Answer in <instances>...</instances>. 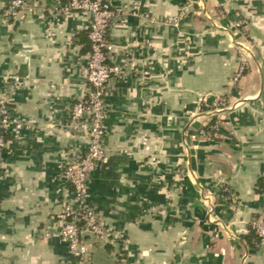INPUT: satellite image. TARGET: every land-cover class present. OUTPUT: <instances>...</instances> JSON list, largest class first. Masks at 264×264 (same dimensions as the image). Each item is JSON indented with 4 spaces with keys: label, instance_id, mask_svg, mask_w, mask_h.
Returning <instances> with one entry per match:
<instances>
[{
    "label": "crops",
    "instance_id": "crops-1",
    "mask_svg": "<svg viewBox=\"0 0 264 264\" xmlns=\"http://www.w3.org/2000/svg\"><path fill=\"white\" fill-rule=\"evenodd\" d=\"M9 1L0 97L24 127L0 155V264H76L56 214L71 191L63 169L87 148L71 112L88 90L89 17L38 0L43 11L14 23ZM106 1L140 5L109 32L122 71L106 96L109 161L88 192L111 241L87 236L92 264H264L252 229L264 213V0Z\"/></svg>",
    "mask_w": 264,
    "mask_h": 264
},
{
    "label": "built area",
    "instance_id": "built-area-1",
    "mask_svg": "<svg viewBox=\"0 0 264 264\" xmlns=\"http://www.w3.org/2000/svg\"><path fill=\"white\" fill-rule=\"evenodd\" d=\"M139 2H135L130 10L116 12L106 0H67L64 5H56L54 13L69 15L72 12H82L89 17L87 25L91 51L87 58L86 81L88 90L73 106L71 120L75 130H82L87 134L86 151L77 159L66 164L63 169L64 179L71 187L68 197L63 201L61 210L56 214L61 224L59 237L67 247L76 264H92L91 249L87 243V236L111 241V233L103 220L89 204V185L93 174L109 161L108 150L105 145L107 134L106 96L111 79L122 71L120 66L108 64L114 48L109 41V32L116 17H126L139 10ZM193 3L184 5L180 14L171 20V24L178 27L187 17ZM43 11L38 0H10L4 15L14 23L25 22L32 14ZM246 66L243 63L235 72L232 82L238 84L243 78ZM19 83V78H13V91ZM14 94V93H12ZM223 104V100L218 101ZM12 96L0 97V155L6 148L5 133L13 126L17 130L24 124L13 117ZM252 229L258 240V247L264 252V213L253 222ZM51 233L40 235L48 238Z\"/></svg>",
    "mask_w": 264,
    "mask_h": 264
}]
</instances>
